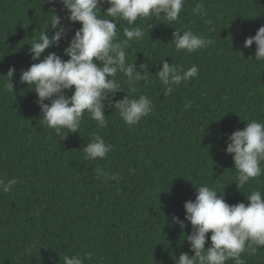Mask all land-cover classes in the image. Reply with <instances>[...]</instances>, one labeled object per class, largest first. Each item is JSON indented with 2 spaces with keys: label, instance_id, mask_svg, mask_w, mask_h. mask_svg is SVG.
I'll return each mask as SVG.
<instances>
[{
  "label": "trees",
  "instance_id": "trees-1",
  "mask_svg": "<svg viewBox=\"0 0 264 264\" xmlns=\"http://www.w3.org/2000/svg\"><path fill=\"white\" fill-rule=\"evenodd\" d=\"M197 4L203 5L200 12L193 11ZM50 8L42 0H0V179L17 181L8 193L0 192V264H63L64 256L77 254L84 264H175L180 253L192 255L183 240L191 225L181 232L171 217L184 218L183 204L195 199V187L223 191L229 205L247 204L252 190L264 191V174L237 188V171L225 152L233 131L253 119L264 123V61L254 59L255 44L243 46L264 25V0H184L180 17L170 24L138 18L135 25L145 35L130 42L127 60H135L138 70L147 64L150 76L131 93L127 77L117 74L124 92L116 99L147 95L152 112L128 126L108 109L102 128L85 112L79 133L63 138L40 124L36 94L19 82L21 70L34 63L28 44L46 28ZM55 10L64 17L62 5ZM126 26L119 21L121 40ZM79 27L69 25L68 36ZM175 28L215 43L177 51L171 41ZM66 46L62 41L42 57L55 51L67 60ZM164 61L185 69L196 65L198 75L166 93L155 73ZM10 67L16 70L13 92L6 87ZM94 135L112 151L85 160L83 147ZM96 168L118 179L97 178ZM241 258L264 264V246Z\"/></svg>",
  "mask_w": 264,
  "mask_h": 264
},
{
  "label": "clouds",
  "instance_id": "clouds-1",
  "mask_svg": "<svg viewBox=\"0 0 264 264\" xmlns=\"http://www.w3.org/2000/svg\"><path fill=\"white\" fill-rule=\"evenodd\" d=\"M57 3L62 5L64 17L56 12ZM105 3L109 6L102 12L100 6ZM42 4L51 5L52 15L46 28L38 30V35L28 44L26 54L34 63L22 69L19 76V82L36 94L40 124L54 129L63 138L67 133H79L85 112L101 128L107 127L105 111L108 109L118 111L128 126L148 116L153 104L147 95L131 98L126 93L116 99V93L123 91L116 77L117 74L126 76L130 92H137L136 82L145 81L150 73L147 64L141 63L138 70L135 60L131 63L127 60L126 49L130 42L141 40L145 35L144 28L135 22L138 18L158 17L161 22L170 24L180 17L184 0H42ZM202 8V4H197L193 11L200 12ZM105 15L109 18H103ZM120 20L127 21L128 25L123 27V40L119 39L117 31ZM74 23H79L80 27L69 37V25ZM62 41L67 43L63 49L67 60L55 51H48L42 57L47 49L59 48ZM171 41L177 51L188 53L215 43L191 29L181 28H175ZM253 44L256 46L254 59L264 61V25L243 42L245 48ZM15 71L10 67L6 74L9 77L6 87L12 92L11 78ZM198 71L196 65L185 69L164 61L155 73L166 93H170L174 85L196 77ZM225 144V152L232 156L237 171V188H243L251 179L264 174V123L251 120L243 130L237 129L228 135ZM112 147L101 136L94 135L83 147L84 159L106 158ZM95 172L97 178L105 181L118 179L117 175H109L100 168ZM16 183L15 178L7 182L0 179V192L8 193ZM195 188V199L183 204L184 218L175 214L171 217V222L181 232L187 224L191 225L189 234L183 232V240L193 254L180 253L175 264H226L229 259L235 264H244L242 253L254 254L257 248L264 246V191L252 190L245 197L247 204L229 205L223 191L221 194L207 185ZM208 233L210 236L206 235ZM206 240L208 247H205ZM62 259L63 264H84L79 254L66 255Z\"/></svg>",
  "mask_w": 264,
  "mask_h": 264
}]
</instances>
